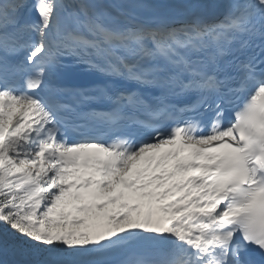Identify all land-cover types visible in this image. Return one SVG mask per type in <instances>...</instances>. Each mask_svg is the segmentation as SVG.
<instances>
[{"label":"snow or ice","instance_id":"snow-or-ice-1","mask_svg":"<svg viewBox=\"0 0 264 264\" xmlns=\"http://www.w3.org/2000/svg\"><path fill=\"white\" fill-rule=\"evenodd\" d=\"M0 264H264V0H0Z\"/></svg>","mask_w":264,"mask_h":264}]
</instances>
